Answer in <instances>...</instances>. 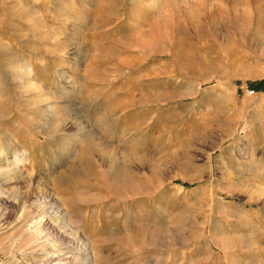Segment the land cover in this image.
<instances>
[{"label": "rangeland", "instance_id": "obj_1", "mask_svg": "<svg viewBox=\"0 0 264 264\" xmlns=\"http://www.w3.org/2000/svg\"><path fill=\"white\" fill-rule=\"evenodd\" d=\"M261 82L264 0H0V264H264Z\"/></svg>", "mask_w": 264, "mask_h": 264}, {"label": "bare ground", "instance_id": "obj_2", "mask_svg": "<svg viewBox=\"0 0 264 264\" xmlns=\"http://www.w3.org/2000/svg\"><path fill=\"white\" fill-rule=\"evenodd\" d=\"M223 1H225V0H223ZM229 3V2H228ZM235 21V20H234ZM235 25V24H234ZM25 65V64H24ZM32 69L30 68V67H26L25 69L23 68V70H22V73H21V75H20V78L22 79V80H25V77H24V75L26 74H32ZM9 171V170H8ZM5 174V173H4ZM88 250V249H87ZM89 251V250H88ZM87 251V252H88ZM83 254H85V253H83ZM81 255V254H80ZM79 256V255H78ZM85 256V255H84ZM86 259V258H85ZM86 261V260H85ZM91 262V261H90ZM93 262V261H92ZM87 263V262H86Z\"/></svg>", "mask_w": 264, "mask_h": 264}, {"label": "trees", "instance_id": "obj_3", "mask_svg": "<svg viewBox=\"0 0 264 264\" xmlns=\"http://www.w3.org/2000/svg\"><path fill=\"white\" fill-rule=\"evenodd\" d=\"M262 86H264V83H263V82L253 85V87H254L256 90L261 89Z\"/></svg>", "mask_w": 264, "mask_h": 264}]
</instances>
